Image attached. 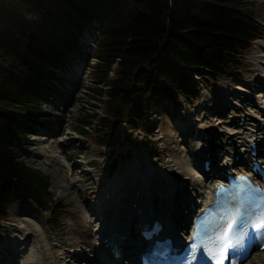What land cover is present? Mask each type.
I'll use <instances>...</instances> for the list:
<instances>
[{
    "label": "trees",
    "instance_id": "1",
    "mask_svg": "<svg viewBox=\"0 0 264 264\" xmlns=\"http://www.w3.org/2000/svg\"><path fill=\"white\" fill-rule=\"evenodd\" d=\"M256 0H0V228L21 203L53 212L50 177L21 148L47 124L63 72L92 67L103 96L97 145L149 131L157 107L196 98L201 86L237 74L264 31ZM95 32V33H94ZM89 37L94 43L86 42ZM94 57V63H91ZM95 115L79 131L90 135Z\"/></svg>",
    "mask_w": 264,
    "mask_h": 264
},
{
    "label": "rangeland",
    "instance_id": "2",
    "mask_svg": "<svg viewBox=\"0 0 264 264\" xmlns=\"http://www.w3.org/2000/svg\"><path fill=\"white\" fill-rule=\"evenodd\" d=\"M256 1V15L264 23V0ZM263 50L264 31L253 42L251 51L245 55L246 66L237 74H228L212 81L207 87L201 86L191 102L183 100L180 105L168 104L165 109L157 107L151 113V129L135 132L133 140L128 139L122 125H117L118 141L105 146L97 145L93 140L103 132L98 129L99 118L104 115V102L103 96L94 90L96 82L92 67L80 61L72 63V69L62 73L65 80L59 85V92L54 93L52 101L46 106L50 112L48 123L41 125L39 133L30 136L21 147L25 152L24 161L49 175L51 192L56 201H62L66 207L47 212L21 203L11 206L8 219L1 223L0 228V256L7 255L5 260H0V264H10L12 260L15 264H39L42 254L45 258L52 255L62 264H101L99 260L95 261L102 254H99L102 248L98 250L101 226L96 219L97 213L92 214L89 206H93L94 200L121 171L127 175L124 197L131 194V185H143L142 176L147 183L146 190L156 193L162 189V198L157 203L166 209L171 197L170 200L166 197L165 188L187 179L182 180L183 174L176 173L172 161L175 155L180 156L181 150L188 149L186 138H190L191 133L183 132L181 125L193 124L192 119L201 118V121L197 119V124L204 131V136L199 138V146L206 149L207 142L211 145L216 143L213 152L220 154L217 146L224 145L226 140L224 136L217 137V133L219 129L223 133L230 129L223 122L243 117L238 107L228 103L232 102V94L238 93L240 87L243 94L248 91L251 96L258 97L254 100L261 102L264 98H259L264 82ZM87 114L95 115L89 127L90 135L79 131ZM239 122L244 121L241 119ZM245 127L248 125L245 124ZM207 134H210V140L206 139ZM220 155H224V151ZM215 165L213 161V168ZM184 183L187 188L176 192L180 199L183 193L191 191L190 181ZM183 202L177 201L175 208L186 221L189 206ZM117 210L106 209L105 216ZM185 210L187 212L183 214ZM20 243L26 245L25 250L15 254L13 250ZM260 253L264 255V251Z\"/></svg>",
    "mask_w": 264,
    "mask_h": 264
},
{
    "label": "bare ground",
    "instance_id": "3",
    "mask_svg": "<svg viewBox=\"0 0 264 264\" xmlns=\"http://www.w3.org/2000/svg\"><path fill=\"white\" fill-rule=\"evenodd\" d=\"M262 58V66H264V57ZM261 93V97H259L260 99L264 97V82H262ZM232 96V102L229 101L228 103H230V106L232 107H238L240 116L244 117V122H239L241 121V119H232L227 122L224 121L225 123L223 122V125L225 124L226 127H229L230 129L227 128V131L225 133H223V131L219 129V133H217V137L224 136L226 140L225 142H223L224 145L217 146L220 153L224 151L222 159L219 160V153L215 154L213 152V146L215 145V143L211 145L210 142H207L208 146L206 149L199 146L198 140L199 138L202 139L204 136V131L197 124V122L202 120L201 118H196V120L192 119L193 124L189 122L188 124L183 123L184 125H181V129L183 130V132L191 133V137L186 138L190 146L187 144L188 149H185L184 151L181 150L180 156L178 154L175 155L172 161L174 164L173 167H175L176 169V173L181 172V175L183 174L182 180H184L185 177H187V179L182 181L180 184L165 188V190L167 189L166 197H168L169 200V197H171V201L166 209H162L161 206L159 207V209L165 212V214H168L169 216L172 215L174 219L173 221H175L178 225L186 227L185 219L183 221L184 216L182 215L183 217H180L176 212L177 207L175 208V203L177 201H184L183 203L185 204V206L189 207L191 206V202L197 207L205 204L208 199L212 197L211 186L213 182L218 179V177H220L218 176L221 171L220 169L223 168L227 171L235 172L238 171L240 167H249L251 164L250 155H248L246 151L245 153H241V150L246 147V143L249 140H253L257 143L264 142V98L261 100V102L260 100H254V98L257 96H251L248 91L243 94V89H241L240 87L238 93H234L232 94ZM197 119L199 121H197ZM245 124L248 125L247 128L245 127ZM209 136L210 134H207V140H210ZM228 138L231 139V142L229 144L227 142ZM201 149H203V151ZM210 152V156L215 159V163H219L221 165H219L218 168L217 166H215L216 169L206 170L204 167V161L206 158H208L207 155ZM237 154H239L238 159H236ZM200 159H202L201 165L199 164ZM114 177L115 178H112L109 186L105 188L106 190L96 200H94L93 206H89V208L93 210V212L91 211L92 214L97 213L96 219L98 222H100L99 226H101V243H99L98 250L101 249L102 245L104 244V237H110L112 234H115V236L113 237L115 241L114 244H116L120 248V256L118 258L114 257V255L112 256L116 261L119 262L121 258L130 255L128 252V248L133 245L132 242H134L136 235H140L138 232H135L134 224L130 222L129 217L136 215L138 213V210H141L139 215L147 216L150 209L154 207L153 205L157 203V200H160L162 198V189L160 190V192L156 193L146 190L147 183L144 181V178L140 176L143 185H131V194L127 197H124L123 190H125L124 185H126L127 175H125V172L122 173L121 171H119ZM188 180L192 184L191 191L190 193H183L184 196L182 197V199H180L177 196L176 192L177 190L187 188V186L185 185L186 183L184 182H188ZM111 208L118 210L117 212L114 211L112 214L105 216V210ZM185 212L187 211L185 210L183 214H185ZM162 215L163 214L158 213V216L164 217ZM134 219L133 221L135 222ZM178 231L181 232V228L175 229V232ZM106 232L108 233L106 234ZM175 232L172 229L170 231V233ZM186 238L189 239L190 235L187 234ZM96 244L98 245V243ZM25 246L20 243L13 250V252L15 254H20L25 250ZM100 251L99 254H102L100 256L98 255L95 261L99 260L100 263L105 262L108 257H105V255H103L104 252ZM131 256L134 257V254H131ZM6 257L7 255H1L0 260H5ZM10 264H15V260L10 261ZM39 264L62 263H58V261H56L55 258L52 257V255H49L47 258H45V256L42 254ZM242 264H264V255L263 253L256 252L249 256L247 260Z\"/></svg>",
    "mask_w": 264,
    "mask_h": 264
},
{
    "label": "snow or ice",
    "instance_id": "4",
    "mask_svg": "<svg viewBox=\"0 0 264 264\" xmlns=\"http://www.w3.org/2000/svg\"><path fill=\"white\" fill-rule=\"evenodd\" d=\"M264 226V225H261ZM225 251H227V246H225ZM225 259H227V257H225L224 259H218L216 260L215 264H225Z\"/></svg>",
    "mask_w": 264,
    "mask_h": 264
}]
</instances>
